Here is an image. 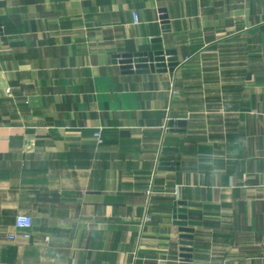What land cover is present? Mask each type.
Returning <instances> with one entry per match:
<instances>
[{"label":"crops","instance_id":"1","mask_svg":"<svg viewBox=\"0 0 264 264\" xmlns=\"http://www.w3.org/2000/svg\"><path fill=\"white\" fill-rule=\"evenodd\" d=\"M262 235L264 0H0V264H264Z\"/></svg>","mask_w":264,"mask_h":264},{"label":"water","instance_id":"2","mask_svg":"<svg viewBox=\"0 0 264 264\" xmlns=\"http://www.w3.org/2000/svg\"><path fill=\"white\" fill-rule=\"evenodd\" d=\"M165 54L163 51L155 52H143L134 54H123L119 58L118 62L122 65L124 69H136V70H155L163 69L168 67L169 64L165 61ZM168 61H172L173 58L168 57ZM172 68V65L169 66ZM180 223V222H179ZM182 231H188L187 228H182Z\"/></svg>","mask_w":264,"mask_h":264},{"label":"built area","instance_id":"3","mask_svg":"<svg viewBox=\"0 0 264 264\" xmlns=\"http://www.w3.org/2000/svg\"><path fill=\"white\" fill-rule=\"evenodd\" d=\"M133 20L134 22H138V18L136 13H133ZM8 90V89H7ZM94 136L98 140L101 141L100 132L95 131ZM15 226L20 230V236L24 238H29L31 235V227H32V219L27 214H17L15 217ZM262 251H264V235H262Z\"/></svg>","mask_w":264,"mask_h":264}]
</instances>
